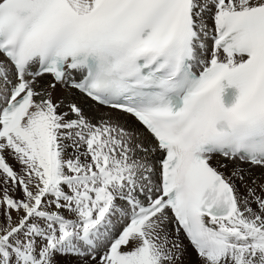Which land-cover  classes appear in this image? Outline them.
Returning <instances> with one entry per match:
<instances>
[{
  "label": "snow or ice",
  "instance_id": "1",
  "mask_svg": "<svg viewBox=\"0 0 264 264\" xmlns=\"http://www.w3.org/2000/svg\"><path fill=\"white\" fill-rule=\"evenodd\" d=\"M189 246L264 264V0H0V264Z\"/></svg>",
  "mask_w": 264,
  "mask_h": 264
},
{
  "label": "bare ground",
  "instance_id": "2",
  "mask_svg": "<svg viewBox=\"0 0 264 264\" xmlns=\"http://www.w3.org/2000/svg\"><path fill=\"white\" fill-rule=\"evenodd\" d=\"M209 44H210V41H209ZM8 163L11 164L15 169H19V165L14 161L12 160L10 157L8 159ZM183 239V236L181 237ZM183 242L187 245L188 243L185 241V239L183 240ZM188 250H189V260H191L193 262V264H197V258L194 256V252L193 250L191 249V247L189 246L188 247Z\"/></svg>",
  "mask_w": 264,
  "mask_h": 264
},
{
  "label": "rangeland",
  "instance_id": "3",
  "mask_svg": "<svg viewBox=\"0 0 264 264\" xmlns=\"http://www.w3.org/2000/svg\"><path fill=\"white\" fill-rule=\"evenodd\" d=\"M210 24H211V22H209ZM194 256H195V254H194ZM196 257V256H195ZM186 259H189V250H188V254H187V256H186Z\"/></svg>",
  "mask_w": 264,
  "mask_h": 264
}]
</instances>
